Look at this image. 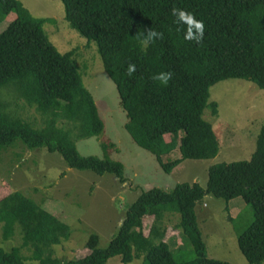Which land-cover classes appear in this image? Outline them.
Listing matches in <instances>:
<instances>
[{
	"label": "trees",
	"instance_id": "obj_1",
	"mask_svg": "<svg viewBox=\"0 0 264 264\" xmlns=\"http://www.w3.org/2000/svg\"><path fill=\"white\" fill-rule=\"evenodd\" d=\"M68 27L93 41L107 77L114 84L126 114L124 130L141 149L151 154L169 174L185 160L215 158L219 147L210 124L202 119L209 107L217 116V104L208 103L209 89L226 80H243L264 91V0H59ZM173 8L202 21V40L185 39L187 25L174 22ZM14 20L0 33V146L20 141L28 149L56 153L67 167L108 175L121 183L120 163L77 153L70 134L87 139L102 131V121L91 94L82 82L74 52L59 53L42 24L18 0H0V21L9 13ZM162 34L143 48L136 38L146 30ZM129 65L135 70L129 74ZM170 73L167 84L154 77ZM3 91L6 92L5 97ZM41 117L36 126L11 111L8 94ZM64 122L70 129L58 127ZM182 133L179 135V133ZM178 150L179 158L170 160ZM211 196L226 203L241 199L250 209L252 222L241 230L239 213L227 220L236 231L237 247L247 264L264 262V125L248 161L218 163L207 169L205 187L180 183L170 192L152 188L142 192L126 209L118 232L105 248L91 234L86 255L63 261L54 247L66 242L71 230L54 215L18 192L0 198L3 240L16 225L21 244L6 252L0 248V264H106L120 257L122 264L142 258L143 264H230L207 257L195 207ZM228 211V210H226ZM166 213L178 214L183 242L192 259L178 258L163 241ZM153 222L146 235L143 219ZM243 220V217H241ZM28 249L29 257L20 251Z\"/></svg>",
	"mask_w": 264,
	"mask_h": 264
},
{
	"label": "rangeland",
	"instance_id": "obj_2",
	"mask_svg": "<svg viewBox=\"0 0 264 264\" xmlns=\"http://www.w3.org/2000/svg\"><path fill=\"white\" fill-rule=\"evenodd\" d=\"M18 1L35 19L51 20L43 23L42 29L59 53L74 52L83 85L94 99L102 121V131L91 138L77 139L73 130L70 138L77 153L120 163L126 180L121 183L108 175L97 176L89 171L70 169L60 155L50 154L44 147L28 149L20 141L0 146V198L18 192L68 225L71 230L69 239L54 247L55 258L69 261L85 256V243L91 234H96L99 247L105 248L118 232L126 209L142 192L159 188L168 193L180 183H195L205 187L210 166L248 161L251 158L257 135L264 125L263 90L243 80H226L212 86L208 103L217 104V116L213 117L209 107H206L202 119L215 132L219 147L217 156L205 161L185 160L166 174L155 158L139 148L124 130L126 114L114 84L103 71L96 45L68 27L60 1ZM14 17L11 12L1 19L0 33ZM7 102L11 104V111H16L36 126L41 125V117L34 109L25 106L22 101L14 100L12 93L8 94ZM58 127L70 129V125L64 122L59 123ZM178 158L179 152L176 149L170 154V160ZM244 207L239 198L226 203L211 196L196 205L197 221L208 258L230 264H247L237 247L233 224L226 218L227 214L235 218L244 211ZM242 214L239 218L242 221L241 230L252 222L249 208ZM152 222V217L143 219L146 235ZM178 222V214L164 215L163 241L169 243L170 250L178 258L189 260L193 258L190 248H186L184 253L176 252L183 242L180 231L175 230ZM3 239V225L0 224V248L8 252L18 247L22 242L19 226H15L8 240ZM20 254L24 258L29 257L30 251L24 249ZM24 264L38 262L25 260ZM106 264L122 262L120 257H113ZM129 264H143V260L135 258Z\"/></svg>",
	"mask_w": 264,
	"mask_h": 264
},
{
	"label": "clouds",
	"instance_id": "obj_3",
	"mask_svg": "<svg viewBox=\"0 0 264 264\" xmlns=\"http://www.w3.org/2000/svg\"><path fill=\"white\" fill-rule=\"evenodd\" d=\"M171 15L175 18L174 22L178 24L187 25L185 39L195 40L199 43L203 38L204 25L202 21L196 20L191 13L185 12L181 9L173 8ZM162 34L155 30H146L140 36L136 37L139 40V44L143 48H147L153 39H160ZM135 70L134 65H129L128 72L131 74ZM171 78L170 73H160L154 77V79L160 81L162 84H167Z\"/></svg>",
	"mask_w": 264,
	"mask_h": 264
}]
</instances>
